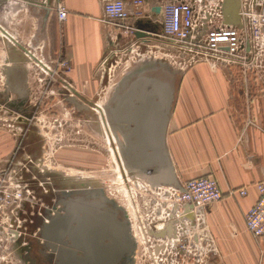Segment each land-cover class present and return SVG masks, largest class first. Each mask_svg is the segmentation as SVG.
Masks as SVG:
<instances>
[{"label":"rangeland","instance_id":"obj_1","mask_svg":"<svg viewBox=\"0 0 264 264\" xmlns=\"http://www.w3.org/2000/svg\"><path fill=\"white\" fill-rule=\"evenodd\" d=\"M51 6L50 0L0 2V26L41 61L35 63L12 38L0 30V96L8 91V96L15 97L14 92L8 89L13 85L21 86L25 93L28 92L30 103L39 112L36 121L40 129L38 139L41 138L44 145L40 157L35 161V170L29 172L27 150L21 146L26 138L25 126L18 122L13 132L14 139L12 134L9 139L15 160H11V165L0 167V264H31L25 252L28 250L29 238H35L36 235L32 236V225L23 221L24 201L33 196L37 205L42 203L40 206H46L43 193H48L46 182L51 173L77 181L89 193L99 191L105 199L126 213L134 241L128 264H210L207 261L206 231L195 228V218L187 219L171 211L168 186L155 184L147 173L143 175L126 166L122 154L126 149L125 142L108 115L110 102L105 101L111 99L124 77L143 68H151L158 63L179 78L189 66L207 62L191 61L188 56L179 54L173 46L159 51L147 45L138 47L136 42L132 49L116 53L115 61L106 67L105 83L95 88V92L101 93L99 100L92 101L96 102V107L91 103L89 106L92 107L84 106L83 99V102L78 99L74 102L66 100V94L73 91L59 81L58 77H63V71L50 62L59 55V48H56L55 41L50 40L46 30L48 19L45 10ZM113 37L117 43L124 38L119 34ZM117 55H122V58H117ZM47 65L51 71H55L54 74L49 72ZM19 67L25 74V81H22ZM254 67L257 68L248 73L244 71L242 76L264 77V47L257 50ZM234 70L238 72V67ZM226 72L231 77L235 76L232 75L233 66L227 67ZM73 88L85 99L93 96L89 94V87ZM104 113H107L110 120V131L101 122L100 115L105 117ZM42 167L50 171L43 178L38 175ZM117 173H120L123 182ZM17 203H20V209L15 211L13 209H16ZM35 209L37 212L39 207H35L32 212L35 213ZM19 220L20 226H17ZM155 224L159 225L154 227ZM14 229L21 232L17 238L11 236ZM25 231L28 235L24 238ZM260 239V253L264 254V235ZM180 240L181 246L176 243Z\"/></svg>","mask_w":264,"mask_h":264},{"label":"crops","instance_id":"obj_2","mask_svg":"<svg viewBox=\"0 0 264 264\" xmlns=\"http://www.w3.org/2000/svg\"><path fill=\"white\" fill-rule=\"evenodd\" d=\"M50 1L53 7L43 8L46 30L59 48L58 56L69 65L61 75L71 86L89 87V94H96V86L106 79L108 59L113 63V55L130 49L128 38L110 40L113 25L104 16L103 0H61L67 10L61 22L54 8L57 0ZM124 1L132 14L128 23L141 9L139 17L149 18L156 32L136 37L138 47L167 49L160 14L152 9L160 0H143L140 7ZM256 68L238 67L237 72L233 67L231 77L220 63L189 66L177 79L166 124L164 144L177 181L211 175L223 194L198 211L201 221L194 220L195 228L206 231L210 264H264L261 236H252L244 225V214L257 198L254 183L264 180V77L242 76ZM17 114L11 107L0 108V167L15 160L9 139L11 134L14 139ZM240 187H246L245 195L228 194ZM186 217L193 220L194 214Z\"/></svg>","mask_w":264,"mask_h":264},{"label":"water","instance_id":"obj_3","mask_svg":"<svg viewBox=\"0 0 264 264\" xmlns=\"http://www.w3.org/2000/svg\"><path fill=\"white\" fill-rule=\"evenodd\" d=\"M3 1L0 0L1 3ZM236 4L237 0H225V12L229 14L227 18L229 23L237 22ZM152 9L159 12L160 5L155 4ZM130 24L135 37L156 33L147 17H138ZM0 30L12 38L22 51L39 62V59L18 40L13 39L6 29L0 26ZM19 70L23 76L22 81H25V74L23 75L20 67ZM177 79V74L163 69L158 63L154 67L143 68L123 78L112 96V104L109 107L111 120L125 142L126 149L124 148L122 154L126 166L143 175L147 173L151 181L158 185L178 186L164 144ZM68 87L80 96L69 84ZM11 91L20 97L25 93L21 86L12 87ZM3 94L7 95L8 91ZM14 102H8L7 107H11ZM13 107L20 111L25 109L16 106L15 103ZM62 181L66 187L56 192L54 206L61 205L63 212L45 209L43 215L47 221L39 220L36 236L47 240L48 246L55 253L60 234L67 233L72 238L71 247L83 249L87 256L96 234L98 239H107L108 243L111 242L110 250L113 255L111 264H125V260H128L133 251L134 241L124 211L105 199L99 191L96 194L93 191V195H89L77 181L65 178ZM71 253L73 255L74 251ZM74 257L75 260L78 258ZM57 260L56 252L54 264H57Z\"/></svg>","mask_w":264,"mask_h":264},{"label":"built area","instance_id":"obj_4","mask_svg":"<svg viewBox=\"0 0 264 264\" xmlns=\"http://www.w3.org/2000/svg\"><path fill=\"white\" fill-rule=\"evenodd\" d=\"M236 23H229L228 13L225 12V0H160V28L161 34L169 46L191 61H205L211 65L220 63L224 66L241 67L242 69L256 66V53L264 47V0H237ZM136 7L144 3L143 0H132ZM56 16L59 22L66 18L67 10L61 0L55 3ZM103 12L111 22L110 40L115 41L113 35L128 38L130 49L136 42L129 17L132 15L124 0H103ZM135 18L142 15L141 9L133 13ZM117 43V42H116ZM55 63L58 70L68 71L66 60L57 57ZM49 70L50 66L47 65ZM54 74L55 71H49ZM1 106V105H0ZM257 190L255 202L244 214L245 229L254 237L264 235V180L254 184ZM167 193L171 200V211L186 217L189 212L194 214L195 220L200 218V209L222 198L217 181L211 175L189 178L178 186H168ZM244 187L230 189L229 195H244ZM29 196V195H28ZM44 196V193H43ZM25 210L22 211L23 221L32 225L35 236L38 226L36 218L47 221L43 215L45 209L37 205L34 197L25 199ZM15 211L20 209L17 203ZM35 207H39L36 212ZM47 209V208H46ZM188 219V218H187ZM20 224L17 221V226ZM20 226V225H19ZM20 231L13 230L12 237L20 236ZM17 234V235H16ZM23 237L28 235L23 232ZM176 242V241H175ZM25 243V242H24ZM178 243L181 246V240ZM177 245V244H175Z\"/></svg>","mask_w":264,"mask_h":264},{"label":"flooded vegetation","instance_id":"obj_5","mask_svg":"<svg viewBox=\"0 0 264 264\" xmlns=\"http://www.w3.org/2000/svg\"><path fill=\"white\" fill-rule=\"evenodd\" d=\"M31 52V51H30ZM26 54V53H24ZM34 54V53H33ZM28 57L29 55L26 54ZM31 58V57H30ZM109 61H107L106 65L109 64L111 61L110 59H108ZM38 61H36L35 63H37ZM39 62L40 59H39ZM38 64V63H37ZM108 66V65H107ZM59 81L62 82V84H65V86H68L67 82H65V79L63 77H58ZM106 79H103V83H105ZM70 85V84H69ZM71 86V85H70ZM12 87L16 88L15 85H13ZM73 87V86H71ZM12 88H10L11 91ZM75 89V88H74ZM27 90V89H26ZM76 90V89H75ZM77 91V90H76ZM14 92V91H13ZM78 92V91H77ZM79 93V92H78ZM10 94V93H8ZM4 95L2 94L0 96V105L1 107L5 108L7 107V103L8 102H12L15 101L14 103L16 104V106H20L25 108L24 110L20 111L18 109H15L14 103H12L11 108H13V110H16L18 112L17 116L15 117V121L23 124L25 126V132L24 134L26 135L25 138V142L24 144H21L22 147H26L27 150V154L29 157L28 160V166H29V172H32L35 170V161L38 160V157H40V151L42 149V147L44 145H42V142L40 141L39 136V132L40 129L38 127V124L36 123V121L38 120L37 115L39 112H37L36 110V106L33 105L32 103H30L29 98H28V92L24 93V95L22 97L18 96L17 93L15 92L14 95L15 97L10 98V96ZM101 93H97V94H93L92 97L85 99L83 96L76 95L75 93H70V94H66V100L69 101H76V99L81 100L83 99V104L84 106H89L92 104L93 107H96V102H92V101H97L99 100V96ZM109 97L111 95H108ZM8 97V98H7ZM105 101L110 102V105L112 104V97L111 99H106ZM88 104H87V103ZM91 103V104H90ZM89 106V107H92ZM99 110V109H98ZM109 112V109H108ZM105 114V113H104ZM110 116V120H111V114H108ZM108 115L107 113L105 114V117L103 115V117H101V122L103 123V125L105 126L106 130L110 131V120H108ZM112 121V120H111ZM118 130V129H117ZM116 130V131H117ZM119 132V130L117 131V133ZM120 133V132H119ZM17 148V146H16ZM38 170V169H37ZM50 172L48 171L45 167H42L40 169L39 172V176H41V178H43V176L45 177L46 173ZM58 173H51L47 178H48V182H46V184L49 187V190H47L48 193H44V200H45V204L46 206H43V209L50 210L51 212H54L56 209L57 211H61L63 212V210H61V205L57 204L54 206V200H55V196H56V192H59L61 190H64V188L66 187L62 181L63 177L61 175H57ZM53 187H56V189L54 190ZM96 194V193H94ZM89 195H93L92 193H89ZM54 198V200H52ZM124 214L126 215V213L124 212ZM39 220L40 218H36L34 224L35 226L39 225ZM159 224H155L154 227H157ZM94 240H92V244L90 246V253H88V255L86 256V254L84 253L83 249H79V248H72L71 247V242H72V238L67 234L63 232V235L60 234L59 240L56 243V249H55V253L52 251V249L50 248V246H48V241L44 240L43 238L37 237L35 236V238H29V243L27 244L28 247L25 253L28 254V257L30 259V263L31 264H54V255L57 252L58 255V260H57V264H111V260L113 258V255L111 254V250H110V243H108L107 239H98V237L96 236V234H94ZM75 249V250H74ZM71 251H74V254L72 255ZM67 254V255H65ZM77 256L78 258L75 260V257ZM167 257H165L166 259ZM129 260V258H128ZM128 260H125V264H128ZM171 261H174V258L170 257ZM124 263V262H123Z\"/></svg>","mask_w":264,"mask_h":264},{"label":"bare ground","instance_id":"obj_6","mask_svg":"<svg viewBox=\"0 0 264 264\" xmlns=\"http://www.w3.org/2000/svg\"><path fill=\"white\" fill-rule=\"evenodd\" d=\"M4 1H7V0H4ZM237 5H238V2H237V4H236V10H237ZM57 17V16H56ZM121 172V171H120ZM118 174V177H119V179L122 181V176L120 175V173H117ZM118 179V178H117ZM120 181V182H121ZM123 182V181H122Z\"/></svg>","mask_w":264,"mask_h":264}]
</instances>
